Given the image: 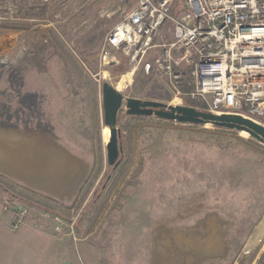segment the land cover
Returning a JSON list of instances; mask_svg holds the SVG:
<instances>
[{
	"label": "rangeland",
	"instance_id": "1",
	"mask_svg": "<svg viewBox=\"0 0 264 264\" xmlns=\"http://www.w3.org/2000/svg\"><path fill=\"white\" fill-rule=\"evenodd\" d=\"M136 2L0 0V218L41 225L78 264H264V144L247 131L124 103L107 162L105 81L134 71L116 87L125 97L207 112L123 53L101 66L106 34Z\"/></svg>",
	"mask_w": 264,
	"mask_h": 264
},
{
	"label": "built area",
	"instance_id": "2",
	"mask_svg": "<svg viewBox=\"0 0 264 264\" xmlns=\"http://www.w3.org/2000/svg\"><path fill=\"white\" fill-rule=\"evenodd\" d=\"M119 53L160 72L174 94L204 99L208 112L264 118V0H137L106 34L101 66Z\"/></svg>",
	"mask_w": 264,
	"mask_h": 264
},
{
	"label": "water",
	"instance_id": "3",
	"mask_svg": "<svg viewBox=\"0 0 264 264\" xmlns=\"http://www.w3.org/2000/svg\"><path fill=\"white\" fill-rule=\"evenodd\" d=\"M103 110L106 126L110 136L106 145L107 162L114 165L119 157L118 114L126 104L127 113L137 116L157 115L159 118L176 120L189 124L212 123L217 127L245 130L253 138L264 144V124L240 113H222L200 111L198 108L186 105L166 104L157 100H142L135 97H125L120 90L108 82L102 86Z\"/></svg>",
	"mask_w": 264,
	"mask_h": 264
},
{
	"label": "crops",
	"instance_id": "4",
	"mask_svg": "<svg viewBox=\"0 0 264 264\" xmlns=\"http://www.w3.org/2000/svg\"><path fill=\"white\" fill-rule=\"evenodd\" d=\"M64 247L63 240L47 231L30 225L16 229L0 218V264H78L75 254Z\"/></svg>",
	"mask_w": 264,
	"mask_h": 264
},
{
	"label": "bare ground",
	"instance_id": "5",
	"mask_svg": "<svg viewBox=\"0 0 264 264\" xmlns=\"http://www.w3.org/2000/svg\"><path fill=\"white\" fill-rule=\"evenodd\" d=\"M103 74H104L105 77H107V75H108L106 71H104ZM133 74H134V71H130L127 74L122 75L121 78L119 79L118 83L116 84V87L118 89H123L125 87L126 83H127V80L130 77H132ZM104 135H105V140L107 141L108 138H109V136H110V129H109V127L105 129V134Z\"/></svg>",
	"mask_w": 264,
	"mask_h": 264
}]
</instances>
